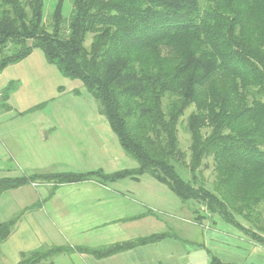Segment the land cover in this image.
I'll return each instance as SVG.
<instances>
[{
  "label": "trees",
  "instance_id": "obj_1",
  "mask_svg": "<svg viewBox=\"0 0 264 264\" xmlns=\"http://www.w3.org/2000/svg\"><path fill=\"white\" fill-rule=\"evenodd\" d=\"M63 2L55 1L46 24L44 0H0V72L39 48L62 76L81 81L136 166L2 176L0 194L37 181L107 183L148 174L196 206L199 219L218 215L264 247V0H70L67 16ZM8 96L7 87L1 106ZM191 106L185 162L177 127ZM206 157L215 171L211 188L198 180ZM18 217L0 222V244ZM167 235L99 253L76 250L110 254ZM66 251L40 247L22 252L17 264H53L50 258ZM210 264L226 263L212 256Z\"/></svg>",
  "mask_w": 264,
  "mask_h": 264
},
{
  "label": "crops",
  "instance_id": "obj_2",
  "mask_svg": "<svg viewBox=\"0 0 264 264\" xmlns=\"http://www.w3.org/2000/svg\"><path fill=\"white\" fill-rule=\"evenodd\" d=\"M32 53L33 50L23 60ZM23 60L15 65H8L0 72V76L7 75L5 80L0 82V88L6 87L7 78L8 80L9 78L10 80L18 79L19 72L16 64H19L18 68L23 70L28 67V70L26 68L28 75L32 76V72H35L38 86L43 89V97L51 99L52 95L58 91L55 73L53 80L49 74L52 71V63H49L45 57L40 59L38 56L35 60L24 62ZM61 89L59 86V90ZM14 96L13 93L8 96L7 107L11 110L16 109L20 114L24 113L25 110L13 106L16 105ZM42 103L40 107L45 102ZM73 108L81 113L80 117L83 118L84 115L85 120H82V124L86 134L83 137L85 147L74 148L73 154H69L73 156L70 159L71 165L74 164V159L81 163V166L73 172L101 169L110 173L136 166V162L130 159L120 146L107 120L98 112L97 107H94L92 113L80 106ZM55 122L54 119L40 115L32 125H17V122H13L5 129L12 130L14 126L16 129H30L31 132L28 133L31 135L26 137L23 143L18 142L20 144L36 143L39 140H34L35 136L44 132L47 138L51 137L53 140L50 143L55 145ZM5 129L2 131L3 135L8 133ZM68 144L73 148L72 143ZM24 150L29 151L26 148L22 151ZM22 151L17 153L20 169L29 171L43 165L44 156L38 157L36 152L33 153L34 156H23ZM92 159H96V162L86 167L88 165L86 162ZM5 170L4 165L0 166V172ZM33 183L34 185L27 183L9 189L13 195L12 198L18 199V212L12 217H19L11 234L0 244L3 260L6 261L9 254L16 256L13 263L6 261V264H17L22 252L52 246L68 247V251L50 258L53 264H210L212 256L226 264H253L254 262L264 264V247L249 237L250 240L242 238L238 233L231 235L209 233L203 240L208 239L212 244L200 243L195 238H191L190 233H185L183 223L179 226V223H171L169 219L165 220L161 217L159 215L161 213H174L177 218L185 216L186 207L182 202L179 203L178 197L166 184L148 174L107 183L86 180L53 185L42 182V185L48 188L46 190L48 195L37 192L36 188L41 182ZM34 204L35 208L26 210ZM189 221L193 224L200 222L194 217L189 218ZM162 232L168 235L153 242L110 254L97 255L76 250V247H88L99 253L115 244ZM231 240L244 244L245 248ZM223 247L226 249L221 252Z\"/></svg>",
  "mask_w": 264,
  "mask_h": 264
},
{
  "label": "rangeland",
  "instance_id": "obj_3",
  "mask_svg": "<svg viewBox=\"0 0 264 264\" xmlns=\"http://www.w3.org/2000/svg\"><path fill=\"white\" fill-rule=\"evenodd\" d=\"M25 2L26 0H22ZM56 0H44V10H45V23L48 24L49 21V13L53 9L55 5ZM70 0H64L63 2V14L64 16H67L70 11ZM90 35H88L86 39V45L90 42ZM9 49V48H8ZM36 56L43 58V53L39 48H34L33 53L26 58V60H35ZM21 61V60H20ZM19 61V62H20ZM28 61V62H29ZM11 65V64H10ZM15 65V63L13 64ZM16 67L19 72L18 79H11L7 78V84L6 87H1L0 90L3 91V89H6L8 87V92L10 94H15V102L16 105H13L16 108H20L21 110H25L24 113L20 114L16 109L12 108L9 109L7 107V100L4 102V104L0 105V166H3L6 168L4 172H0V177L2 176H8V177H16L21 175H29L32 173H58V172H67V171H74V169L79 168L81 166L80 161L75 160L74 158V164L71 165L70 159L73 156H69V154H73L74 148L77 149H83L85 147V132H84V125L82 124V120H85V117L83 115V118L80 117L79 112L75 111L73 107L80 106L84 109L89 110L92 113V110L94 107H97V102L95 99L87 92V90L82 85L81 81L78 79H70L67 77L62 76L57 67L54 64H51V73L50 76L52 80L54 79V73H55V83L58 86V91L54 95H52L51 99H46V97H43V89H40L38 86V78L35 72H32V76L27 74L26 68L23 70L22 68H18L19 64H16ZM16 71V70H15ZM49 72L48 70H46ZM6 74H3L0 76V82L5 80ZM1 84V83H0ZM59 86L60 89L59 90ZM0 91V95L1 92ZM44 98V99H42ZM8 99V98H7ZM45 102L44 105L40 108H35L33 110L31 107L38 105L39 103ZM28 110V111H27ZM193 110V107H189L184 112V115L181 117V121L178 124L177 127V138L179 142L180 149L184 152L183 160L185 162L189 161V154H190V134L188 130L186 129V121L189 113ZM90 113V114H91ZM45 116L47 118H51L56 120V129H55V140L56 143L53 145V143H50V141H53L50 138L46 137V134L43 132L39 134V136H35L34 140H39L36 143L26 145V144H20L18 142L24 141L26 137H28V132H31L30 129L27 130V133H25V130L23 129H16L14 126L12 130L5 129L7 126L12 125L13 122H17V125H32L35 119H37L39 116ZM60 123H67L60 124ZM65 125V126H64ZM3 129L8 131L7 134L2 133ZM81 131V133H80ZM33 140V141H34ZM68 143H72L73 148L69 146ZM24 148L28 149L29 151H22ZM41 150V151H40ZM22 151V155H28L34 156L33 153L36 152V156H44V163L40 168L34 169V170H23L20 169L18 166L17 153ZM128 156V155H127ZM129 157V156H128ZM130 158V157H129ZM132 159V158H130ZM182 159V158H181ZM133 160V159H132ZM135 161V160H133ZM92 162H96V159L88 160L86 163V167L91 166ZM84 167V168H86ZM199 173L198 174V180L202 181V183L207 188L212 187V183L215 180V171H214V165L213 161L210 157H206L202 160V164L200 165ZM178 173L183 179H188L190 177V174L187 170H183L180 168H177ZM40 183V181H37ZM48 188L41 184L38 185L36 188L37 192L39 194H46L49 193L46 191ZM32 193L35 194V192L32 191ZM12 193L8 190L0 195V221L9 219L13 216V214L18 212L17 208V200L16 198H12ZM37 197V195H36ZM179 199V198H178ZM180 201V200H178ZM181 203V201L179 202ZM186 211L185 216H181L179 218L176 217L174 213H161L159 214L161 217H163L165 220H170L171 223H179L178 225L181 226V223L184 224V230L185 233H190L191 238H195L196 241L202 242H208V244H212L211 241L207 239V241H204L205 235L210 234H225V235H231L232 233H238L241 235L242 238L249 239L246 234H244L242 231H240L238 228L234 227L233 225L225 222L222 220L218 215H213L211 217L203 216L202 219L201 216L199 217L198 212H196L198 209L196 206L191 205L190 207L188 205H185ZM201 209V208H200ZM204 212V210H202ZM258 212L260 217L262 218L264 223V203H261ZM200 214H202L201 211H199ZM196 218L197 222L195 224L191 223L189 221V218ZM237 219L246 227H250L249 222L240 217L237 216ZM177 218V219H176ZM181 230V229H180ZM193 234V235H192ZM231 237V236H230ZM250 240V239H249ZM232 242L238 243V241L231 240ZM253 241V240H252ZM243 242V241H242ZM244 243V242H243ZM240 244V243H238ZM240 247H244V244H240ZM223 249H226L225 247L221 248V252ZM63 256V255H62ZM0 264H6L7 262L13 263L16 256L9 254L6 257V261L2 259V256L0 254ZM250 258H248L249 260ZM247 260V261H248ZM254 262V261H253ZM253 264H256L255 262Z\"/></svg>",
  "mask_w": 264,
  "mask_h": 264
},
{
  "label": "built area",
  "instance_id": "obj_4",
  "mask_svg": "<svg viewBox=\"0 0 264 264\" xmlns=\"http://www.w3.org/2000/svg\"><path fill=\"white\" fill-rule=\"evenodd\" d=\"M0 103H1V95H0ZM32 185H34V183H32Z\"/></svg>",
  "mask_w": 264,
  "mask_h": 264
}]
</instances>
